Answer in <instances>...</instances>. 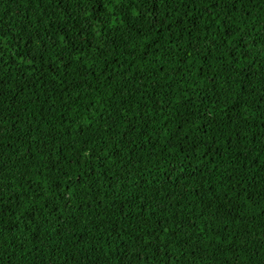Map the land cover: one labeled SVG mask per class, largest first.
I'll use <instances>...</instances> for the list:
<instances>
[{
    "label": "trees",
    "instance_id": "1",
    "mask_svg": "<svg viewBox=\"0 0 264 264\" xmlns=\"http://www.w3.org/2000/svg\"><path fill=\"white\" fill-rule=\"evenodd\" d=\"M0 264H264V0H0Z\"/></svg>",
    "mask_w": 264,
    "mask_h": 264
}]
</instances>
